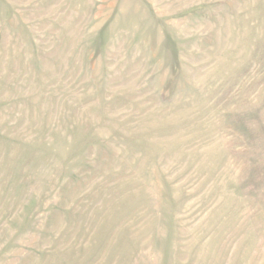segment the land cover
Returning a JSON list of instances; mask_svg holds the SVG:
<instances>
[{"label": "rangeland", "instance_id": "1", "mask_svg": "<svg viewBox=\"0 0 264 264\" xmlns=\"http://www.w3.org/2000/svg\"><path fill=\"white\" fill-rule=\"evenodd\" d=\"M0 264H264V0H0Z\"/></svg>", "mask_w": 264, "mask_h": 264}]
</instances>
